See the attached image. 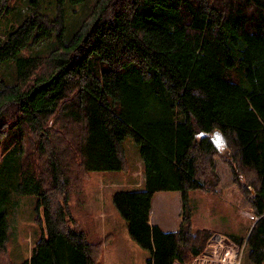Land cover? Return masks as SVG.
<instances>
[{"label": "trees", "instance_id": "trees-1", "mask_svg": "<svg viewBox=\"0 0 264 264\" xmlns=\"http://www.w3.org/2000/svg\"><path fill=\"white\" fill-rule=\"evenodd\" d=\"M12 1L0 0V19ZM65 1L83 0H58L54 19L35 9L0 40V63L16 68L12 82L0 78V157L16 149L15 190L35 197L40 229L17 264H103V241L76 225L68 197L92 171L129 169L126 136L140 147L143 188L118 190L113 203L145 264L204 254L212 232L194 229L189 192L217 190V157L253 213L238 244L264 264V0H96L69 37ZM161 191L181 195L173 231L149 223ZM8 214L0 209V264H16Z\"/></svg>", "mask_w": 264, "mask_h": 264}, {"label": "rangeland", "instance_id": "rangeland-1", "mask_svg": "<svg viewBox=\"0 0 264 264\" xmlns=\"http://www.w3.org/2000/svg\"><path fill=\"white\" fill-rule=\"evenodd\" d=\"M95 1L83 0L78 3L65 1L61 4L65 25L64 36L73 35ZM35 9L54 19L58 16V0H13L9 14L0 19V40L3 41L6 34ZM55 35L56 30H53L51 39ZM51 39L22 50V54L32 55L49 50L53 46ZM15 70L12 61L1 62L0 78L12 82ZM124 146L129 169L92 171L83 187L70 193L68 197L76 225L88 233L92 241H103V264H145L148 256V251L129 236L126 221L113 203L114 192L143 188L144 171L139 155L140 147L131 136L125 137ZM218 146L224 149L226 141L225 144L219 142ZM16 156V149L12 146L0 157V209L9 211L7 247L11 259L17 264L31 253V248L40 235V229L34 222L35 197L21 195L15 190L17 176L13 171V159ZM215 164L220 179L217 190L189 192L193 227L209 229L212 232L211 237L204 254L181 264H254L248 258L246 245L238 244L247 235L253 213L248 202L238 192L230 167L218 157L215 158ZM179 194L170 191L157 193L160 197H156L153 202L154 210L158 216L163 213L171 214L164 219V226L173 227L178 221L177 214L180 218ZM171 196H178L177 200L176 197L171 199ZM107 235L108 239H104ZM221 236L225 238L224 242L220 241ZM227 246L235 248V252L224 257Z\"/></svg>", "mask_w": 264, "mask_h": 264}, {"label": "crops", "instance_id": "crops-1", "mask_svg": "<svg viewBox=\"0 0 264 264\" xmlns=\"http://www.w3.org/2000/svg\"><path fill=\"white\" fill-rule=\"evenodd\" d=\"M174 192H179V191H174ZM158 192H155L154 195L152 196V200H151V208H150V213H149V223L151 224H157L161 227V229H163L164 231H173L176 229V226H177V222L179 221V215L177 214V218H178V221L175 223V225L173 227H167V226H164L163 224H165V218L167 217H170L171 214L168 213V214H160V216H158V214L156 213V210H154V206H153V202L154 200L156 199V197H160V195L158 196L157 195ZM180 193V192H179ZM180 195V194H179ZM175 198V200H177V197L178 196H171V199ZM180 198V207H181V195L179 196ZM168 200V199H167ZM169 202V201H168ZM180 207H179V210H180ZM154 210V211H153ZM155 216V217H154ZM155 220H154V218ZM30 255V254H29ZM29 255L27 256V258L29 257Z\"/></svg>", "mask_w": 264, "mask_h": 264}, {"label": "water", "instance_id": "water-1", "mask_svg": "<svg viewBox=\"0 0 264 264\" xmlns=\"http://www.w3.org/2000/svg\"><path fill=\"white\" fill-rule=\"evenodd\" d=\"M200 135H203V133L201 132L200 133ZM210 140H211V142L213 143V145L218 149L219 148V146H218V143L219 142H223L224 144H225V138H224V136H223V134L220 132V131H217V130H215L212 134H211V136H210Z\"/></svg>", "mask_w": 264, "mask_h": 264}, {"label": "built area", "instance_id": "built-area-1", "mask_svg": "<svg viewBox=\"0 0 264 264\" xmlns=\"http://www.w3.org/2000/svg\"><path fill=\"white\" fill-rule=\"evenodd\" d=\"M224 237L223 236H221V238H220V241H222V242H224V239H223ZM236 249H237V247H236ZM234 252H235V248H233L232 246H227V250H226V254H225V256L224 257H227V255H232V254H234ZM238 253V249L236 250V253L235 254H237Z\"/></svg>", "mask_w": 264, "mask_h": 264}]
</instances>
